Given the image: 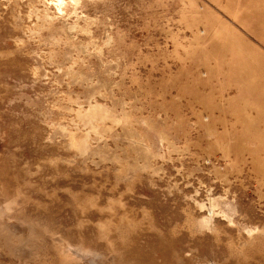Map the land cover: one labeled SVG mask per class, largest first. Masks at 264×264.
Here are the masks:
<instances>
[{
    "label": "rangeland",
    "instance_id": "1",
    "mask_svg": "<svg viewBox=\"0 0 264 264\" xmlns=\"http://www.w3.org/2000/svg\"><path fill=\"white\" fill-rule=\"evenodd\" d=\"M0 264H264V0H0Z\"/></svg>",
    "mask_w": 264,
    "mask_h": 264
}]
</instances>
